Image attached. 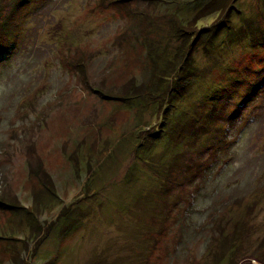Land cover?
<instances>
[{
	"label": "rangeland",
	"instance_id": "rangeland-1",
	"mask_svg": "<svg viewBox=\"0 0 264 264\" xmlns=\"http://www.w3.org/2000/svg\"><path fill=\"white\" fill-rule=\"evenodd\" d=\"M204 2L0 0V264H264V39L198 45L158 114Z\"/></svg>",
	"mask_w": 264,
	"mask_h": 264
},
{
	"label": "trees",
	"instance_id": "trees-1",
	"mask_svg": "<svg viewBox=\"0 0 264 264\" xmlns=\"http://www.w3.org/2000/svg\"><path fill=\"white\" fill-rule=\"evenodd\" d=\"M235 1L236 0H205L202 6L199 7L198 11L194 13L190 19H186L184 21L181 20L176 26L174 37L178 40L179 44L177 45L175 53V62L171 64L174 66L170 68L172 69V75L165 74L164 76L159 73H155V85H157L158 82L170 79V83L164 85V87L160 89L163 90L164 93L166 92V97L164 98L167 99V102H164L165 105L163 102H159L157 107L158 114H160V116L163 118L161 121L162 124L167 123L164 121L165 119L163 114L167 112L169 106H176L171 103L172 100H175L173 98L178 97V95L183 91H185V93L188 92V89L192 85V80L199 77L198 67L194 63V53L196 51L195 48L198 45L204 46V49H207V43H214V40L218 39L219 37V45L223 49L235 43L246 42L251 46H254L260 44L261 41H263L264 34H261V32H264V28H259L258 25L255 27V25H250V23L246 25L243 24V21H241L240 24H236L234 21H232V14L234 12H239V9L235 5ZM205 12L207 15L209 13H216V19L205 26H198V22L202 18V14ZM0 22L2 26L0 28L5 31V27L3 25L8 23V18H5L3 22ZM190 122L191 123L180 124L184 127H187L193 125L192 121ZM174 128L175 127L167 129V131L170 130L168 132V137H171V139L173 138V135H171V130ZM156 133H154L152 136L159 137L160 134H165V131L160 128ZM179 134V140L181 141L183 140L184 134ZM175 165H177L176 162ZM187 168L190 169V166H187ZM51 191L55 193L54 189H51ZM13 259L14 262L17 263V259Z\"/></svg>",
	"mask_w": 264,
	"mask_h": 264
},
{
	"label": "bare ground",
	"instance_id": "bare-ground-1",
	"mask_svg": "<svg viewBox=\"0 0 264 264\" xmlns=\"http://www.w3.org/2000/svg\"><path fill=\"white\" fill-rule=\"evenodd\" d=\"M3 15V14H2ZM62 35V34H61ZM229 125V124H228ZM174 155V154H173ZM177 156V155H176ZM174 158V157H173ZM178 159V158H177ZM178 161V160H177ZM174 162H176V159H175V161ZM264 187V186H263ZM261 192H264V191H261Z\"/></svg>",
	"mask_w": 264,
	"mask_h": 264
}]
</instances>
